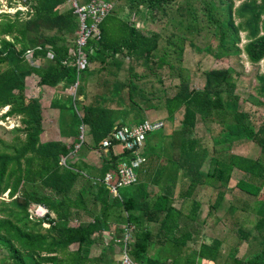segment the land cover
I'll return each mask as SVG.
<instances>
[{"label":"trees","instance_id":"trees-1","mask_svg":"<svg viewBox=\"0 0 264 264\" xmlns=\"http://www.w3.org/2000/svg\"><path fill=\"white\" fill-rule=\"evenodd\" d=\"M73 1L7 0L8 7L20 3L26 10L0 13V109L9 107L3 118L28 115L25 88L6 95L13 83L35 77L40 89L62 86V92L69 94L63 98L58 95L61 99L50 103L59 110L61 136L72 138L74 149L79 146L74 151L76 156L82 149L102 148L108 149L110 156L103 161L104 171L97 177L88 174L84 159L74 160V156L67 160L72 152L45 153L40 143L43 129L39 111L35 126L6 129L0 125L8 134L7 138L0 135V251L7 254L3 264H124L116 259V246L125 249L135 263L178 264L166 256L179 254L188 248L194 234H202L200 230L175 229L184 222L188 199L194 197L191 208L198 212V190L211 189L215 196L212 209L217 211L224 206L226 191L238 171L242 179L236 189L258 203L264 191V117L256 119L254 112L240 107L232 68L205 70V84L200 89L191 86L187 70L178 77L180 82L173 94L154 82L162 85L176 66L168 48L174 36L210 55H217L230 40L233 56L243 54L251 65H258L264 60V0H103L112 2L114 9L100 25L101 38L88 40L89 63L84 70H78L77 57L69 53L78 39L80 23ZM90 1L81 0L79 4ZM159 15L166 20L164 28L159 32L146 28L150 22L155 26ZM241 32L246 41L242 48ZM200 38L204 41L198 42ZM91 49L95 50L93 54ZM29 51H33L32 60L27 57ZM216 60L221 58L217 55ZM93 77L98 79L99 93L88 99ZM255 79V95L249 97L253 103L262 100L264 104V75ZM75 87L76 93L71 95ZM107 90L109 96L104 94ZM145 107L164 108L170 121L181 116L182 128L173 133L170 146L162 145L164 130H158L161 133L150 140L146 137L142 155L146 163L155 144L163 152L156 157L169 161L150 166L153 183L163 184L165 193L154 196L136 183L121 188L128 192L118 190L119 197H114L104 182L105 174H116L118 164L133 155L121 147L115 150V140L110 148L103 142L116 128L142 122ZM35 108H43L41 96ZM200 121L218 126L211 148L201 146L196 135ZM98 124L103 130H98ZM241 142L256 145L260 156L232 151ZM48 144L61 146L59 142ZM207 162L211 168L204 171ZM178 191L182 199L179 209L174 206ZM6 194L8 200L2 199ZM91 202L93 210H89ZM258 204L256 225L249 232L236 229L238 239L247 242L246 248L239 254L240 248H234L231 261L223 264H264V202ZM234 206L227 209L237 212ZM32 207L46 210L45 218L30 220ZM84 214L90 215V221H85ZM151 223H157V231L149 229ZM111 225L115 226V235L99 256H92L93 247L102 243L101 237L110 233ZM129 228L133 229L131 239L127 243L118 240ZM216 235L196 250L200 261H222L224 242ZM156 237L162 242L158 247ZM159 254L165 260H159Z\"/></svg>","mask_w":264,"mask_h":264},{"label":"rangeland","instance_id":"rangeland-1","mask_svg":"<svg viewBox=\"0 0 264 264\" xmlns=\"http://www.w3.org/2000/svg\"><path fill=\"white\" fill-rule=\"evenodd\" d=\"M77 0H74L73 2L76 3ZM81 1V0H79ZM2 6L0 8L1 12L6 13H14L17 9H23V6L18 3L15 7H8L7 6V0H0ZM156 18V24L155 26H151V22L148 25V27L155 32L161 31V27L164 28V25L166 23V20L162 15H159L155 17ZM159 29V30H158ZM172 30H169L167 34L171 33ZM241 43L239 44V47L242 48L245 41V33H240ZM204 41L203 38H200L198 42ZM197 42V43H198ZM231 41L228 40L226 42L225 49H219L218 51V57L221 58V60H216L217 55L213 54L210 55L208 52L205 51H199L194 46L185 43L183 39L179 38L178 36H174L171 38V43L169 44L168 48L170 49L172 53V59L175 60L176 66L174 67L172 74L170 77H164L163 84L156 83V87H162L164 89H168V94H173V92L176 91V86L180 82V75L183 74V72L189 70L190 76H191V86L194 88H202L205 84V70L211 69V68H232L235 72L234 79L236 81L235 86L237 85L236 93L240 95V107L244 110H249L255 113L256 119L260 117H264V104H262V100H260L257 104L253 103L249 96L255 95V88L257 87L256 82V76L258 75H264V60H262L258 65H251L245 55H240L239 57L233 56L234 50L231 48ZM28 57V56H27ZM29 58V57H28ZM30 59V58H29ZM182 61V62H181ZM40 61H37V64H39ZM95 67V66H93ZM165 76V75H164ZM96 77L92 78V83L90 86L91 94H93L96 86ZM157 80V78H154V81ZM20 88H25V104L28 111V115L26 116H18V117H5V113L8 111L9 107H5L0 109V125L3 127H7L6 129H12L14 126H35L36 125V118L38 115V111L40 116L42 117L41 127L43 129V133L40 135V143L43 146L45 153H63V154H69L66 158L67 160H72L82 158L85 161L88 160L91 163V168H87L88 174L92 175H98L100 173H103L104 167H103V161L106 157L109 158L110 153L107 151L108 149H101V150H79L76 156L75 150H78V147H75V141L71 138H64L61 136L59 132V110L56 107H52L49 105V101L51 102L53 99H61L58 97H65L69 93H63L62 92V86H59L58 88H55L53 90H50L49 88H43L40 89L38 87V81L34 77L33 79H28L25 82H16L13 83L8 87L6 90V95H13L18 93V90ZM234 88V87H233ZM49 89V90H48ZM77 87H75V90H71V95H75ZM41 92L43 99V103H45L46 107H43L42 109L35 108L37 103V97L39 93ZM111 93V92H110ZM104 94L108 95L109 91L107 90ZM109 96V95H108ZM101 100V99H96ZM143 116L150 119V120H162L165 123L164 130L166 133L174 132L175 129L182 127L181 124V116L178 115L175 121H170L167 117V114L165 112V109H158V110H150L145 107L142 109ZM165 120H164V119ZM107 120L104 121L106 123ZM2 127V128H3ZM5 129V130H6ZM98 129L103 130L100 125L98 124ZM107 129V128H106ZM105 129V130H106ZM181 129V128H180ZM218 131V126H216L214 123H211L209 125H206L203 123V121H200L198 124V127L196 128V135L198 138H201L202 144L201 146L209 147L212 146V137L215 135ZM161 132L155 131L148 135V139L150 140L152 137H155L157 134ZM164 133V132H163ZM0 135L7 138L8 134L4 133V130L0 129ZM48 142H59L61 143L60 147H48ZM120 147L116 146L115 150H119ZM74 149V150H73ZM235 153L237 154H243L247 155L253 158H258L260 156V150L259 148L254 145L251 142H241L234 145ZM82 156V157H79ZM65 158V160H66ZM63 161V163L65 162ZM73 160V161H74ZM144 166V165H143ZM142 166V167H143ZM140 168L137 173H139L141 177V172L143 168ZM204 171H207L211 168L210 162L205 163L204 165ZM242 179V175L236 171L234 173V178L231 182V184L228 187V191H226V197L224 206H222L221 209L215 211L212 209V205L214 204L215 196L213 193H211V189L209 190H198L195 195H197L196 201H198L201 205L198 209V212H194V210L191 208L193 198L188 199L186 202V205L184 206V212L186 213L187 217L189 218L188 221H195L199 223L201 220H208L209 226L214 222V219H219L221 222H224L225 224V230H219V231H209L206 232L204 235H206L208 238L215 237L216 234L220 236L223 235V237H226L229 234L230 230H233L235 227H245L244 230L249 232L257 222V216L256 211L259 207L260 202H264V191L260 195V197L257 199L258 203H255V199H250L247 196H245L243 193H241L238 189H236L237 184ZM249 180V179H248ZM151 186L149 189H151V194L154 196L159 195L161 193H165V186L162 184L161 186L156 185L155 183L150 184ZM119 192H128V189H122ZM180 193L178 191L174 206L177 208L182 207V199H180ZM2 199L8 200V194H6L4 197L2 196ZM2 201V200H1ZM10 202V201H5ZM226 203V204H225ZM235 205L234 207L238 208L237 212H234L231 210V208H228V205L231 207ZM33 208V207H32ZM99 208V207H98ZM94 207L92 206V202L90 204V209L93 210ZM91 214V212L89 213ZM3 215L0 214V217ZM85 221H90V215L84 214ZM244 224V225H243ZM73 225H77L76 223H73ZM44 226V225H43ZM45 227V226H44ZM110 233L109 234H103L101 237L102 243L96 244L92 251V256L97 257L101 254L102 249L104 245L110 241V237L112 235H115V226L112 225L110 227ZM212 233H214L212 235ZM253 233V232H252ZM97 235L96 237H98ZM226 241L230 240V237L225 238ZM236 240V238H235ZM239 242V241H238ZM238 245V244H237ZM241 248L244 249L247 246L246 241H240ZM116 248V259L118 262L122 261V249L119 247ZM76 246L72 247V250H75ZM7 254L6 251H0V264H3L4 259L6 258ZM159 257H163L162 254H159Z\"/></svg>","mask_w":264,"mask_h":264},{"label":"built area","instance_id":"built-area-1","mask_svg":"<svg viewBox=\"0 0 264 264\" xmlns=\"http://www.w3.org/2000/svg\"><path fill=\"white\" fill-rule=\"evenodd\" d=\"M76 12L81 16L82 24L80 28V35L76 42V49L71 51L74 57H77L76 66L78 70H82L87 54L85 48L88 45V40L92 38H100L101 31L99 28L100 23L103 19L111 13L114 9L113 3L108 2H91L85 6L75 4ZM89 19H93L91 25L88 24ZM30 60L33 58V51L28 52ZM52 57V56H50ZM165 123L162 121H144L134 126L121 127L115 129L112 137L107 138L103 142L105 148H110L112 143H117L119 146L126 151L132 153L133 158L130 160H123L118 164V171L116 174L106 173L104 177L105 184L109 187L110 192L114 197H119L118 190L121 188L129 187L137 183L136 170L145 161L143 151L146 146V137L157 130L163 129ZM30 220H38L45 218L47 211L40 207H33L29 210ZM43 226V225H42ZM45 227L47 225H44ZM43 226V227H44ZM132 228H129L123 234V237L118 240H123L127 243L132 237ZM122 261L124 264H139L135 263L125 249L122 251Z\"/></svg>","mask_w":264,"mask_h":264},{"label":"crops","instance_id":"crops-1","mask_svg":"<svg viewBox=\"0 0 264 264\" xmlns=\"http://www.w3.org/2000/svg\"><path fill=\"white\" fill-rule=\"evenodd\" d=\"M107 2V1H103V0H100V1H98V0H91L90 2H88L87 4H90L91 2ZM108 3H112V2H108ZM75 4H78V5H80L79 4V1L77 0L76 1V3L75 2H73V7H75ZM87 4H85V5H87ZM85 5H80V6H85ZM75 9H76V7H75ZM18 10V9H17ZM20 10V9H19ZM26 9H25V7H23V9H21V11H25ZM76 11V10H75ZM15 12V11H14ZM76 13H78V12H76ZM110 14V13H109ZM108 14V15H109ZM79 15V14H78ZM107 15V16H108ZM106 16V17H107ZM105 17V18H106ZM79 18H80V23H79V31H80V28H81V24H82V20H81V16L79 15ZM104 18V19H105ZM103 19V20H104ZM93 23V19H89V21H88V24L89 25H91ZM102 23V22H101ZM101 23H100V25H101ZM150 24V23H149ZM100 25H99V28H100ZM140 27H141V24H140ZM146 28H148V29H150L148 26L146 27ZM151 30V29H150ZM100 31H101V28H100ZM79 35H80V32H78V36L77 37H79ZM100 38H101V35H100ZM99 38V39H100ZM92 39H96V40H99V39H97V38H92ZM91 39V40H92ZM77 42V41H76ZM90 42V41H89ZM75 44L76 43H74V45L69 49V53H70V55H72L71 54V51L72 50H75L77 47L75 46ZM89 44V43H88ZM87 48H89L88 47V45H87V47L85 48V52H86V54H88L87 53ZM95 52V50L94 49H91V53L93 54ZM51 56V55H50ZM49 56V57H50ZM87 58H88V56H87ZM87 58H86V61H85V63H84V65H83V67L81 68L82 70H84V68L88 65V60H87ZM96 79V82L95 83H97L98 84V79H97V77L95 78ZM79 86V85H78ZM90 86H91V84H90ZM90 86H89V89H90ZM96 87V86H95ZM49 90V89H48ZM50 90H53V89H50ZM99 91V87H96L95 88V90H94V92H93V94L95 93V92H97V93H99L98 92ZM93 94H91L90 93V91H88V99H90L91 97H92V95ZM38 96H41V99H42V101H43V97H42V95H41V92L39 93V95ZM145 97H146V95H144ZM43 103V102H42ZM50 101H49V105H50ZM46 106H48V105H46L45 103H43V107H46ZM52 108V107H51ZM159 109H161V108H159ZM162 109H164V108H162ZM150 110H158V109H155V108H149L148 109V111H150ZM165 112H166V114H167V117H168V113H167V111L165 110ZM141 119H140V121L141 120H143L142 122H144V121H146V120H148V121H162V120H150V119H148V118H146V117H144L143 116V113H142V115H141V117H140ZM164 119V118H163ZM165 120V119H164ZM181 120V119H180ZM142 122H139V124L140 123H142ZM163 122V121H162ZM59 125V124H58ZM101 127V126H100ZM180 128H182V127H180ZM180 128H177V129H175L174 130V132L172 131V132H170L169 134L168 133H166L165 132V130H164V135H165V139L163 140V146H165V147H169L170 146V144L172 143V139H171V136L173 135V133H175L176 131H178V130H181ZM99 130V129H98ZM162 130V129H161ZM158 131V130H157ZM59 132H60V129H59ZM72 139V138H71ZM199 139H201V138H199ZM90 139H89V137L88 136H86V138H85V141L86 142H88ZM202 142V141H201ZM148 149H149V147H148ZM147 149V150H148ZM163 153V152H161V151H159V149L157 148V147H155V144H154V147H153V149H152V156L148 159V161H146V163H143V170H145V172H141V177H140V175H139V173L137 174L138 175V182H137V184H142L143 185V187H144V189H142V190H145V191H147L148 193H150L151 192V189H149V187L151 186L150 184H152L153 183V175H154V172H150V166H152V167H155V166H158V163H161V164H163V165H166V164H168V160L167 159H158L156 156H157V153ZM150 159H151V161H150ZM86 163L88 164L87 165V168H91V165L93 164V163H91L90 161H88V160H86ZM208 163V162H207ZM94 165V164H93ZM170 166V165H169ZM233 180V179H232ZM232 182V181H231ZM196 197H197V195H196ZM179 209V208H178ZM183 210V209H182ZM183 212H184V210H183ZM183 215H184V222H179V226H177V227H175V229H187V230H189V231H191V232H193V231H197V230H200V231H202V234H200L199 236L198 235H196V234H194L193 235V237H194V239L193 240H191L189 243H188V248H186L185 250H182V251H180L179 252V254L177 253L176 255H175V253L173 254V255H171V256H166V257H169V259L168 260H170V261H178V264H223L224 263V261L225 260H227V261H231V258H230V256L233 254V252H234V248H236V247H239L240 248V250L238 251V254L240 253V252H242V248H241V245H240V240L238 239V237H237V233H236V229H240V227H235V228H233V230H230L229 231V234L226 236V237H230V240L229 241H226V237H223V236H221V234H220V237H219V235H216L217 237H219L220 239H222L223 240V247H222V261H219V262H217V263H215V262H205V261H200V259H199V257H198V255H197V251L196 250H199V248L201 247V245L203 244V243H207V244H209L208 242L212 239V238H208V237H206V238H208V239H206L205 238V236H204V234L206 233V232H209V231H219V230H225V224H224V222H221L219 219H214V222L215 223H213V224H211L210 226H209V222H208V220H201L199 223H197V222H195V221H188L189 220V218L187 217V215H186V213L184 212L183 213ZM162 220V219H161ZM180 224H181V226H180ZM244 225V224H243ZM112 226V225H111ZM242 229H244L243 227H241ZM149 229L150 230H152V231H154V230H156L157 231V229H158V225H157V223H151L150 225H149ZM115 233V232H114ZM214 233H212V235H213ZM110 236H111V234H109ZM113 236V235H112ZM215 238V237H214ZM235 238H236V240H235ZM239 241V242H238ZM155 242H157L158 244H157V247H158V245L159 244H161L162 242H159V241H157V237H156V240H155ZM238 244V245H237ZM156 251H152V255L153 256H156L155 253ZM195 252V253H194ZM237 254V255H238ZM153 256H152V258H153ZM175 256H177L176 258H175ZM166 257H162L161 259H159V260H165V258Z\"/></svg>","mask_w":264,"mask_h":264}]
</instances>
